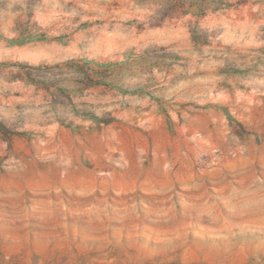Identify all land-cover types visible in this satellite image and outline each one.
<instances>
[{"label": "clouds", "instance_id": "obj_1", "mask_svg": "<svg viewBox=\"0 0 264 264\" xmlns=\"http://www.w3.org/2000/svg\"><path fill=\"white\" fill-rule=\"evenodd\" d=\"M0 264H264V0H0Z\"/></svg>", "mask_w": 264, "mask_h": 264}, {"label": "rangeland", "instance_id": "obj_2", "mask_svg": "<svg viewBox=\"0 0 264 264\" xmlns=\"http://www.w3.org/2000/svg\"><path fill=\"white\" fill-rule=\"evenodd\" d=\"M62 261H65V260H67V257H62V258H60Z\"/></svg>", "mask_w": 264, "mask_h": 264}]
</instances>
